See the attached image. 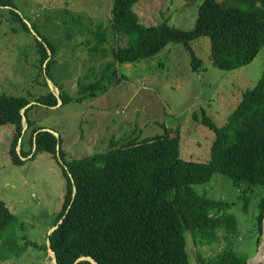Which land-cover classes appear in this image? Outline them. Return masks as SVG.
I'll return each instance as SVG.
<instances>
[{
	"label": "trees",
	"instance_id": "16d2710c",
	"mask_svg": "<svg viewBox=\"0 0 264 264\" xmlns=\"http://www.w3.org/2000/svg\"><path fill=\"white\" fill-rule=\"evenodd\" d=\"M140 1L112 0L109 27L120 64L151 58L174 42L186 47L193 68L199 69L203 60L193 42L201 37L209 38L210 58L224 70L244 67L264 50V0H204L196 25L189 30L168 22L143 23L136 9ZM1 8L21 20L27 31L34 30L44 78L41 84L48 87L45 93L28 96L0 93V125L15 127L10 148L14 164L47 151L64 165L66 193L55 226L64 220L48 234L57 264H93L77 262L82 256L93 257L99 264H190V235L195 236V245L227 243L212 257L201 255L202 264H248L249 258L233 242L239 220L227 208L234 201L212 197L196 186L211 182L216 174L225 175L238 188L237 199L244 202L246 211L257 193L260 200L250 223L259 248L264 233V71L258 83L243 92L223 126L204 107L194 112V120L215 133L208 161L182 158L177 128L147 137L137 135L133 128L131 133L111 139L103 151L67 160L62 136L47 130L32 112L40 107L56 110L98 95L92 91L87 96L89 92L82 88L79 95H72L53 75V67L59 66L54 42L24 21L14 0H0ZM108 35L100 32V39L104 41ZM28 105L24 132L23 109ZM15 221L16 215L0 198V240ZM30 244L48 250V244L28 241Z\"/></svg>",
	"mask_w": 264,
	"mask_h": 264
},
{
	"label": "rangeland",
	"instance_id": "374dc122",
	"mask_svg": "<svg viewBox=\"0 0 264 264\" xmlns=\"http://www.w3.org/2000/svg\"><path fill=\"white\" fill-rule=\"evenodd\" d=\"M14 2L24 21L29 26L34 24L54 42L59 66L53 67V75L72 95H79L81 88L89 92L87 96L92 91L98 95L56 110L40 107L32 112L41 124L62 136L67 160L103 151L111 139L131 133L130 128L134 127L141 137L162 134L166 128L180 129L182 158L208 161L215 133L194 120V112L204 107L223 126L243 92L254 87L264 71V50L244 67H216L210 58L207 37L193 42L203 60L199 69L193 68L186 47L174 42L151 58L120 64L115 58L114 34L109 27L112 0ZM203 2L141 0L136 9L147 25L168 22L189 30L195 27ZM13 16L8 9H0V93H45L48 87L41 84L44 78L36 35ZM100 32L109 34L108 38L102 41ZM91 84H95L92 89L88 88ZM96 130L109 139L98 141ZM14 131L13 125H0V198L16 215V221L0 240V264H54L49 249L27 242L40 246L48 243V234L55 227L66 193L64 165L47 151H38L35 158L32 154L14 164L10 154ZM196 187L212 197L234 201L227 208V213L239 220V229L233 234L234 246L249 259L256 256V233L250 221L260 200L258 194L253 195L246 211L244 202L237 199L238 188L225 175L216 174L211 182ZM194 239L195 236H189L190 264H202L201 255L212 257L227 244L201 246L195 245Z\"/></svg>",
	"mask_w": 264,
	"mask_h": 264
},
{
	"label": "water",
	"instance_id": "95a60500",
	"mask_svg": "<svg viewBox=\"0 0 264 264\" xmlns=\"http://www.w3.org/2000/svg\"><path fill=\"white\" fill-rule=\"evenodd\" d=\"M33 32H34V30H33ZM48 60H50V58H49ZM48 60H47L46 63H45V68H46V66H47ZM47 80H48V82H49L50 87H51L52 89H54L55 86H54V84H53V81H52L49 77H47ZM56 92H57L56 94H57L58 96H60V93H59L60 91H59L58 88H56ZM31 104H32V103H31ZM31 104H30V105H31ZM61 104H62V100L60 99V100H59V105H61ZM30 105H28L26 108L23 109V121H24V123H25L24 132L26 131V129H27V127H28L27 118H26V116H25V110H26ZM47 130L53 132L54 134H56V135L59 137V133L55 132L53 129L47 128ZM21 145H22V138H21L20 141H19V149H20ZM60 146H61V144L58 143V150L60 149ZM34 149H36V144H35V148H34ZM63 220H64V219H61L60 222H59V224H60L61 222H63ZM59 224H57V225H56V226H55V227L49 232V236L52 234L53 231L56 230V228L59 226ZM47 244H48V249H49L50 253H52V255L54 256V264H57L56 254H55V251H54V250L52 249V247H51V239H50V237L48 238V243H47ZM81 260H89V261H91L93 264H99V263H98L93 257H90V256H82V257H80V258L77 260V262H79V261H81ZM262 263H264V233H263V241H262V243L260 244V246H259V248H258V251H257L256 256H254L253 258L248 259V264H262Z\"/></svg>",
	"mask_w": 264,
	"mask_h": 264
},
{
	"label": "crops",
	"instance_id": "0c3cea01",
	"mask_svg": "<svg viewBox=\"0 0 264 264\" xmlns=\"http://www.w3.org/2000/svg\"><path fill=\"white\" fill-rule=\"evenodd\" d=\"M57 67H58V66H57ZM75 79H77V77H75ZM65 87H66V89H67V86H65ZM68 91H69V90H68ZM122 122L124 123V121H122ZM124 124H125V123H124ZM121 126H122V127H120V128L123 129V128H124V127H123L124 125H121ZM126 126L129 128V125L126 124ZM133 128H134V127H133ZM133 128H132V129L130 128V130L133 131V130H134ZM95 135H96V139H97L98 141H101V139L104 138V136L101 137V135H99V131H98V130H96V134H95ZM122 135H123V134H122ZM107 139H109V137H108ZM107 139L104 138V141L107 140Z\"/></svg>",
	"mask_w": 264,
	"mask_h": 264
}]
</instances>
